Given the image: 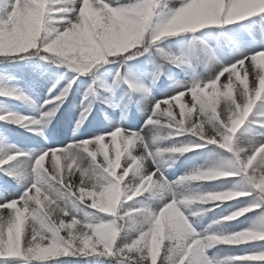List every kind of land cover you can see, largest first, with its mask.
I'll return each mask as SVG.
<instances>
[{"label": "snow or ice", "instance_id": "1", "mask_svg": "<svg viewBox=\"0 0 264 264\" xmlns=\"http://www.w3.org/2000/svg\"><path fill=\"white\" fill-rule=\"evenodd\" d=\"M257 15L264 21V0H177L172 7L167 0H0V58L36 50L52 54L41 59L56 63L54 58H62L60 63L77 75L94 77L66 144L46 147L31 159L20 151L0 157V174L19 184L18 190H12L5 182L0 191V264H68L65 258L69 257L114 264H264V223L234 233L200 235L182 214L183 206L196 201L216 208L254 193L259 198L254 206L264 204V141L244 143L241 139L246 125L264 129V119L257 118L261 112L254 111L258 101L264 102V48L240 52L224 63L205 46L212 74L151 102L139 131L116 125L86 138L79 134L93 103L115 108L122 106L121 101L126 107L135 93L142 94L141 99L149 98V86L138 80L130 82L126 61L150 51L160 57L152 72L155 81L163 62H184L183 57L157 46L162 40ZM114 62L120 67L112 84L98 83L94 69ZM76 80L73 76L58 96L45 101L50 107L42 106L45 110L39 118L50 123L56 117ZM119 85L124 86V94L117 97L113 92ZM3 95L14 94L0 91ZM39 118L0 114V121L18 127L36 124ZM162 129L169 133L164 138L189 135L194 142L154 149L155 142L162 139ZM27 130L36 134L32 128ZM148 132L152 133L151 142ZM206 145L229 153L226 163L198 170L176 183L235 178L251 190L226 189L195 197L172 193L157 211L142 204L140 198L157 190L171 192L157 157L163 152L184 154ZM46 158H50V166L45 165ZM252 210V206L237 208L217 222L229 223ZM96 213L110 219L93 221L91 216ZM244 244L259 247L221 261L204 255L212 246L239 249Z\"/></svg>", "mask_w": 264, "mask_h": 264}, {"label": "rangeland", "instance_id": "2", "mask_svg": "<svg viewBox=\"0 0 264 264\" xmlns=\"http://www.w3.org/2000/svg\"><path fill=\"white\" fill-rule=\"evenodd\" d=\"M126 2L127 0H121V3ZM167 3L170 7H172L176 5L177 0H168ZM249 35L251 39L250 42L237 44L236 47L230 51H224L219 48L216 43L215 36L206 37L202 40L200 47V51L202 53L200 66L193 68L190 67V69L187 71V75L183 79H177L172 85H166L162 88L154 87L152 75L149 72L143 74L129 72L131 77L130 82L138 80L141 84L150 87L149 98L139 99L138 111L135 113L125 110L121 104V107H116L112 112L105 113L102 118H97L96 116L91 117L89 115L83 126L79 129V134L82 136V138H86L93 135L94 133L110 131L116 125H119L123 129L139 131L141 126L144 125L145 121L147 120L151 102H154L155 100H161L165 96L174 94L178 90L179 86L190 83L194 79H207L212 74L214 68H210L208 66V62L203 51L205 46L213 49V52L217 54L218 58L224 63H229L240 52L247 53L264 48V29L260 23L257 22L253 25V27L249 30ZM178 50L185 58H188L192 63L194 62L196 57V48L188 37H185L178 45ZM115 72V67H111L107 74L101 78V82L112 84ZM249 79L251 83L252 78ZM224 80L225 77H222L221 81L223 82ZM67 82V79L58 78L52 75L50 71L30 62L8 63L6 65H1L0 91L14 95L0 96V114L9 113L13 115H22L29 118H39L40 114L45 110L42 106L50 107V105H45V101L52 100L58 96ZM74 84L75 91L72 93L69 105L66 106L65 102L67 101H65L64 98L60 105V111L56 113V117L52 119L50 123H48L44 118H39L38 123L36 124L28 122L25 123L24 126L18 127L13 123H5L0 121V157L7 155L11 151H20L27 153L28 158L31 159L38 155L39 152L46 147H55L56 145L66 144L73 135L72 126L80 114L81 100L85 95V90L90 85V83L81 81L79 78H77L76 83ZM116 91L117 87L114 88L113 95H115L114 93H116ZM123 91L119 95L115 96H122ZM17 96L22 98H15ZM28 128L36 130V134H34L33 131H28ZM151 135V132L147 133L149 142H151ZM241 139L244 143L249 141L261 142L264 141V136L262 134H256L248 131L242 132ZM168 147L171 146L166 143L161 145L159 148L163 149ZM153 148H157L155 144L153 145ZM139 151L140 150H137L136 154H139ZM163 154L173 155V153L163 152L159 157H157L163 174L166 180L169 182L171 192L157 190L154 194H149V208L153 211H157L160 207H162L163 204L171 198L172 193L182 196V190L180 186L181 183L176 182L182 177L195 173L194 170H186L171 180L165 175L169 161L163 157ZM49 159L50 158H46L45 160L46 166H50ZM225 163L226 162L223 164ZM130 179L131 175L126 178V180ZM5 182H7L12 190L19 189V184L16 181L15 183H12L8 179L0 176V191L3 190ZM226 189L240 190L241 185H239V183L232 182L225 188L215 190L214 192H219ZM242 189L245 190L243 186ZM254 205L255 200L248 198L240 208L245 206L253 207ZM86 211L88 213H92L91 209H87ZM189 211V205L182 207V214L185 216ZM91 219L93 221H99L100 219L107 221L110 219V217L107 214H103V216H101V214L96 213L94 216H91ZM259 219V214L255 215L252 223L245 221L246 224L239 229H236L234 232L239 231L242 228L256 227L264 223ZM190 224L196 233L204 235L203 228L196 227L193 223ZM256 249L257 248H255L253 251ZM204 255L209 257L207 252H205ZM90 264L98 263L97 261H90Z\"/></svg>", "mask_w": 264, "mask_h": 264}, {"label": "trees", "instance_id": "3", "mask_svg": "<svg viewBox=\"0 0 264 264\" xmlns=\"http://www.w3.org/2000/svg\"><path fill=\"white\" fill-rule=\"evenodd\" d=\"M250 23V19H246L244 21L241 22H237L234 25H231L228 27L229 31H231L232 33H234L235 35L240 36L241 38L246 37V28ZM214 26H207L204 29H199L197 30L195 33H180L177 34L178 35H191L192 37L196 38V40L208 33H211L213 30ZM175 37V36H174ZM173 38V37H171ZM197 40V41H198ZM220 40H224V37H221ZM169 53L174 55V52H172L171 50H168ZM52 54H45L43 52L40 53H36V50H30L29 53H26L24 55L21 56H16V57H9V58H0V63H6L9 61H13V60H21L23 58L25 59H38V60H43L46 61L48 63L51 64V66L54 68L55 71H65V70H69V71H74V70H70L67 66L66 63H60V60L62 58H54L57 59L56 63H53V59H41V56H51ZM158 58V62L161 61V58L156 56ZM143 59H144V55H141L135 59H132L130 61H126V63H130L133 66L137 67V64L142 65L143 64ZM106 64V63H104ZM99 65L97 66L94 70L98 69V68H102V66L104 65ZM173 71V72H172ZM161 72L163 73V75L161 76V74L156 78V80H158V82L162 81L163 79L166 81L171 75H176L180 73V70L176 68L175 65H172L170 63L167 62H163L161 65ZM176 73V74H175ZM264 104V102H259L258 101V109H254V111L259 110L261 112V115L259 117H257L258 119H264V108H259V105ZM112 107H109L105 104H101L96 102L95 103V111L97 113H101L104 111H108L110 110ZM253 129L255 130L257 133H262L264 134V129L257 127L256 125H252L251 127H248L247 125L245 126L244 129L241 130L245 131L247 129ZM165 133V136L162 135V133ZM160 135H162V139L158 140L157 143H164L166 140H168L172 146L177 145V144H181V146H190L193 142H194V138L189 136V135H185V136H180V137H175V138H164V137H168L169 133L166 130H160ZM229 153H227L224 150L219 149L218 146L216 145H206L202 148H198L194 151H188L184 154H176L173 157V171L169 172L170 175H173L174 171H181L184 169V163L189 164V167L195 166L198 170H206L210 167H217L219 168L224 162L223 160L226 158H229ZM170 156H165V158H169ZM235 178H224V179H216L214 181H206V182H192V181H186L184 186V195L185 196H191V197H195L198 194H202V193H209V192H213L214 190H218L221 189L224 185H226L227 183H229L230 181L234 180ZM246 188L245 191L251 190L250 189V185L247 184H243ZM242 190V189H240ZM248 197H253L255 198V204L259 203V198L255 196V193L251 196L246 195L241 197L239 200H235V201H231V202H225L220 204L219 207L216 208H212L211 204H201L199 201H196L195 203L192 204V209L193 211H195L196 208H199V212L196 213L193 216H190L189 219L196 221L197 223L201 224L204 223L205 221V216L209 215V213L212 212H219L220 210L223 209H230V208H234L237 205L242 204V202L247 199ZM135 199V198H134ZM142 204H145V200L144 198H140ZM146 205V204H145ZM205 208L207 209H211V210H207L205 212H202ZM264 208V204H261V207H255L253 206V210L247 212L244 217H250L251 215H253L256 212H260L262 211L261 209ZM263 212V217H261V222H264V211ZM243 218L239 221H242ZM219 221V220H218ZM239 221H231L229 223H218L215 222L212 225H210V227H208L207 229V234L211 235L214 232H221L222 234H227L230 233L233 229V227H236ZM62 235H64L65 233H61ZM254 246V244H244L241 245L240 248H236L233 246H226V245H216V246H212L210 247V253L212 254V256L214 257V259L216 261H221L223 257L229 256V255H234L237 254L239 251L241 250H248L251 251ZM68 262V264H85L86 260L88 259H80V260H73L72 258H65ZM54 264H59V262H54ZM100 264H114V262L109 261V260H100ZM249 264H256V262H249Z\"/></svg>", "mask_w": 264, "mask_h": 264}]
</instances>
